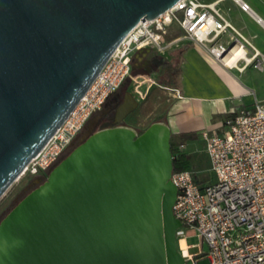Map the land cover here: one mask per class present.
Listing matches in <instances>:
<instances>
[{
    "label": "water",
    "instance_id": "water-1",
    "mask_svg": "<svg viewBox=\"0 0 264 264\" xmlns=\"http://www.w3.org/2000/svg\"><path fill=\"white\" fill-rule=\"evenodd\" d=\"M177 1L0 0V198L123 37ZM137 106L127 91L116 122ZM98 119L0 220V264H184L170 124Z\"/></svg>",
    "mask_w": 264,
    "mask_h": 264
},
{
    "label": "built area",
    "instance_id": "built-area-1",
    "mask_svg": "<svg viewBox=\"0 0 264 264\" xmlns=\"http://www.w3.org/2000/svg\"><path fill=\"white\" fill-rule=\"evenodd\" d=\"M237 1L242 9L250 10L248 3ZM174 26L180 34L170 35ZM228 30L236 36L224 42L222 35ZM183 39L202 46L227 67H232L226 57L233 48L244 49L250 44L217 1L178 0L160 15L141 19L123 37L86 93L29 160L20 177L43 174L47 178L106 101L128 79L140 76L132 71L136 51L150 46L165 53ZM253 56L254 66L262 68L264 56L258 52ZM201 135L213 176L201 182L193 169L173 171L171 179L177 187L173 211L182 222L176 230L177 242L188 233L200 236L208 245V264H264V103L256 100L253 106L240 108L222 129L203 130ZM179 250L185 257L184 264H197L199 252L186 256Z\"/></svg>",
    "mask_w": 264,
    "mask_h": 264
},
{
    "label": "crops",
    "instance_id": "crops-1",
    "mask_svg": "<svg viewBox=\"0 0 264 264\" xmlns=\"http://www.w3.org/2000/svg\"><path fill=\"white\" fill-rule=\"evenodd\" d=\"M214 1H217V5L227 19L250 44H245L244 49L242 48L243 55L241 60L237 61L238 63H235L236 65L234 64L232 67L222 65L207 52H200L197 49L199 45L193 46L191 44L192 41L188 39L181 40L182 45L172 49L174 52L172 57H168L166 54L168 57L166 59L173 62L175 66L177 61L182 60L185 67V74L181 79L183 92L181 93L178 89V95H175L180 99V110L170 124L174 133H192L197 131L194 126L180 119L183 112L193 106L195 100L203 102L215 101L217 103L211 109V112H218L211 118L218 122V125L213 129H222L227 119L240 108L253 106L256 100L264 103V66L258 68L251 62L255 52L264 56V0H242L249 4L250 10L242 9L240 2L237 0H204L203 2ZM234 36H236V33L228 30L222 35V40L224 42L230 41ZM198 68L203 69V71H210L211 74L206 76L204 71L202 76H200ZM193 72H196V76L195 74L192 76ZM188 73L191 74L187 75ZM202 78L209 82L215 81L218 87H223L226 90L224 92L217 90L216 95H208L204 91L200 93L192 92L191 86L194 81ZM152 86H147L146 90H150ZM216 115H220L223 118L220 119ZM201 133L202 131L198 132L200 135ZM196 137L195 135L194 138Z\"/></svg>",
    "mask_w": 264,
    "mask_h": 264
},
{
    "label": "rangeland",
    "instance_id": "rangeland-1",
    "mask_svg": "<svg viewBox=\"0 0 264 264\" xmlns=\"http://www.w3.org/2000/svg\"><path fill=\"white\" fill-rule=\"evenodd\" d=\"M180 33L181 30L176 26L170 30V35H177ZM191 44L197 46L195 42H192ZM181 45V42H179L167 49L166 54L168 57L173 56V48L180 47ZM197 49L200 52H207L202 46L197 47ZM168 57L166 56L165 58ZM207 64L210 66L209 63ZM198 69L200 70V76H202L205 70L203 71L201 68ZM205 73L206 76L211 74L210 71H205ZM173 74L174 78L169 81L166 78L165 73L161 71V69H158L151 71L149 74H140L135 80L128 83V90L138 100V106L127 115L128 117L125 118L128 126L142 131L151 123L159 120H166L171 124L174 116L180 110V99L175 95H178V89L181 93L183 92L181 79L185 74V67L182 60L176 62ZM190 74L191 73H188L187 75ZM192 74V76H194V74L196 76V72H193ZM159 78H162L165 83L169 81V86L167 87L166 85L161 84L158 80ZM153 80H155L156 83H154ZM149 85L153 86L150 90H146ZM191 87V90L194 93L204 91V93H207L208 95H216L217 90H221V92L226 90L223 87H218V84L215 81L209 82L203 78L199 80L196 79ZM216 104L215 101L203 102L195 100L193 106L186 109L180 119L194 126L198 132L213 129L218 125V122L211 119L216 113H218H214V111L211 112V109L214 108ZM216 116H219L220 119L223 118L220 115ZM197 131L192 132L197 136L196 138L191 140H181L180 148L189 155L192 169L195 171L197 178L201 182H205L209 177H212L213 174L210 170L206 149L204 148L205 140ZM29 177L31 176L28 174L19 177L0 198V219L4 217L6 212L12 207V205H14L15 199L20 195L22 187L25 185ZM184 239L187 244L193 245L190 249L191 252L197 251L200 253V255L196 256V259L198 260L197 264H208L209 259L206 257V252L208 251L207 243L203 242L201 237L194 233L186 234ZM177 243L179 245V242Z\"/></svg>",
    "mask_w": 264,
    "mask_h": 264
},
{
    "label": "flooded vegetation",
    "instance_id": "flooded-vegetation-1",
    "mask_svg": "<svg viewBox=\"0 0 264 264\" xmlns=\"http://www.w3.org/2000/svg\"><path fill=\"white\" fill-rule=\"evenodd\" d=\"M165 57H166V52L159 53L155 48L150 47V46L144 49L138 50L133 54L132 71L133 73L139 74V75L149 74L151 71L158 70V69H161V71H163L165 62L167 60ZM130 81L131 79H128L120 87V89L106 101L102 110L92 117L94 118L95 116H99L95 130L105 128V127L115 126L118 124L127 125L125 118L128 116H126L121 122H116V118L118 115V110L125 100L126 92L129 91L127 85ZM88 124L85 127V129L82 131V133L73 142L72 144L73 147L79 144L82 138L89 132ZM45 179L46 177L43 174H40L34 177L32 176L29 177L25 185L22 187V191L20 195L15 199L14 205H12V207L6 212V214L17 204L19 200H21L32 189L40 185Z\"/></svg>",
    "mask_w": 264,
    "mask_h": 264
},
{
    "label": "trees",
    "instance_id": "trees-1",
    "mask_svg": "<svg viewBox=\"0 0 264 264\" xmlns=\"http://www.w3.org/2000/svg\"><path fill=\"white\" fill-rule=\"evenodd\" d=\"M174 68H175V65L173 64V62L167 59L165 62V66L163 68V72L165 73V76L169 81L173 79ZM158 80L161 84L169 86V81L165 83V81L162 78H159ZM194 137H195L194 133H179L178 134V133L172 132L171 150L173 153V160H174L173 171L192 169L190 157L187 153H185L180 148V145H181V140L193 139Z\"/></svg>",
    "mask_w": 264,
    "mask_h": 264
},
{
    "label": "bare ground",
    "instance_id": "bare-ground-1",
    "mask_svg": "<svg viewBox=\"0 0 264 264\" xmlns=\"http://www.w3.org/2000/svg\"><path fill=\"white\" fill-rule=\"evenodd\" d=\"M242 55H243L242 48L234 47L232 50V54L226 57V61L228 64L233 66ZM178 242H179L178 247L183 251L184 255L189 256L192 254V252L190 251L192 246L187 244L184 238H181Z\"/></svg>",
    "mask_w": 264,
    "mask_h": 264
}]
</instances>
